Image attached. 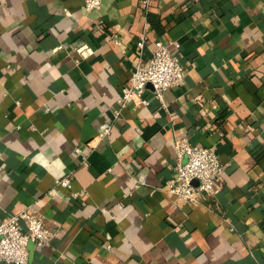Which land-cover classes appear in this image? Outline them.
<instances>
[{
	"label": "crops",
	"instance_id": "1",
	"mask_svg": "<svg viewBox=\"0 0 264 264\" xmlns=\"http://www.w3.org/2000/svg\"><path fill=\"white\" fill-rule=\"evenodd\" d=\"M159 41L183 82L121 106ZM183 137L224 163L208 201L164 188ZM30 206V264H264V0H0V219Z\"/></svg>",
	"mask_w": 264,
	"mask_h": 264
},
{
	"label": "built area",
	"instance_id": "2",
	"mask_svg": "<svg viewBox=\"0 0 264 264\" xmlns=\"http://www.w3.org/2000/svg\"><path fill=\"white\" fill-rule=\"evenodd\" d=\"M103 0H85L88 9L101 5ZM151 0H140L141 6L149 9ZM177 46L178 42L175 43ZM186 75V69L177 54H174L169 44L159 41L153 50L147 67L137 65L123 89L124 95L120 105H126L130 99H141L147 82H152L155 95L163 101L168 89L180 85ZM121 109H118L117 115ZM111 131V125L106 124L105 133ZM177 161L175 174L167 180L164 188L178 198L191 203L208 201L216 193V183L224 171L218 151L214 147L194 145L183 137L175 143ZM80 151V147L76 148ZM185 157L187 159L185 160ZM198 180V184L194 181ZM59 184L72 186V176L59 179ZM56 231L46 226L44 215L31 206L0 219V261L7 264H30L29 243L34 241L42 246L54 237Z\"/></svg>",
	"mask_w": 264,
	"mask_h": 264
},
{
	"label": "trees",
	"instance_id": "3",
	"mask_svg": "<svg viewBox=\"0 0 264 264\" xmlns=\"http://www.w3.org/2000/svg\"><path fill=\"white\" fill-rule=\"evenodd\" d=\"M150 18L152 19V15H150Z\"/></svg>",
	"mask_w": 264,
	"mask_h": 264
},
{
	"label": "water",
	"instance_id": "4",
	"mask_svg": "<svg viewBox=\"0 0 264 264\" xmlns=\"http://www.w3.org/2000/svg\"><path fill=\"white\" fill-rule=\"evenodd\" d=\"M194 182H198V180H195Z\"/></svg>",
	"mask_w": 264,
	"mask_h": 264
}]
</instances>
